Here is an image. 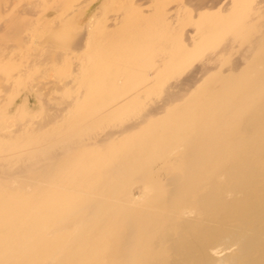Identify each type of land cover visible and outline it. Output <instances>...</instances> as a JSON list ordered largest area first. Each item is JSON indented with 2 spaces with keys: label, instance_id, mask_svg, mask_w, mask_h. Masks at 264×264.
<instances>
[{
  "label": "rangeland",
  "instance_id": "rangeland-1",
  "mask_svg": "<svg viewBox=\"0 0 264 264\" xmlns=\"http://www.w3.org/2000/svg\"><path fill=\"white\" fill-rule=\"evenodd\" d=\"M262 156L264 0H0V264H155L179 166L202 260L263 264Z\"/></svg>",
  "mask_w": 264,
  "mask_h": 264
},
{
  "label": "bare ground",
  "instance_id": "bare-ground-1",
  "mask_svg": "<svg viewBox=\"0 0 264 264\" xmlns=\"http://www.w3.org/2000/svg\"><path fill=\"white\" fill-rule=\"evenodd\" d=\"M11 29V30H9ZM9 29L7 32L10 33H17L20 31L21 26L19 23L14 24V26H9ZM9 33H6V35ZM5 35V34H4ZM8 36V35H7ZM14 37V36H13ZM91 131L92 127L87 126L84 131ZM83 132V131H82ZM237 135V134H234ZM233 134H228L227 138H229L228 142L231 140ZM83 133L77 134V135H71L70 140L71 142H78L80 139H82ZM235 138H238L235 136ZM137 154L134 153V156L136 157ZM128 156H133L130 151H124L123 154L120 156V161L125 159L126 157L129 158ZM118 159V160H119ZM117 160V161H118ZM133 164V162H132ZM210 168L213 170H217L220 166L217 164H210ZM192 168L189 167L188 169L182 170V167L179 166V175L180 178H185L187 177L188 180L185 182H181L178 180L177 182V193H176V202L173 204V211H174V216L175 218L178 219L177 223L175 224L176 226L171 229L172 234H171V239H170V244H167V240L163 238L162 235L158 236V248H155V255L153 257V262L155 264H203L205 263L203 259V249L208 248L210 245H205V242L203 243V240L208 239L209 244H214L215 240L218 241L222 239L224 236L222 235L221 231L217 228V230L214 231H209V236H205L204 232L206 229L204 227V224H199V223H187L188 221H184L183 219L181 220L180 214H182V206L181 202L177 201L179 198H182L184 195L192 194L191 195V202L189 204V208L191 209L188 210L192 212L193 210V205L195 208V204L197 203L198 207L195 210H199L200 208L206 210L211 214L212 216L217 213V211L220 209V205L218 203V197L219 195L217 194V189H209L208 192L206 193H201V194H194L190 193L192 192L191 190H194L195 187H197L198 184L193 183L194 181H197L199 183L207 182L209 178L211 179L210 176H207L206 174L203 173V170L193 172L191 170ZM258 173L257 176L261 174V171H264V156H262L258 162ZM186 170V171H185ZM223 172L218 171L214 179H221L223 176ZM91 175V174H90ZM256 175V174H255ZM92 178H89L88 174L86 175L85 179L91 182L93 179V176L91 175ZM193 183V184H192ZM199 201H196V200ZM187 211V212H188ZM186 212V213H187ZM189 213V212H188ZM200 213V212H199ZM195 215V214H194ZM197 215H202L201 213ZM197 217V216H195ZM194 218V217H193ZM198 218V217H197ZM200 218V216H199ZM198 218V221H199ZM204 217H202L201 220H203ZM206 218V217H205ZM187 220V219H186ZM184 222V223H183ZM201 222V221H199ZM203 223V222H202ZM163 227L165 226L166 228L168 227V223L165 221H162L161 224ZM159 235V234H158ZM169 245V246H167ZM203 247V249H202ZM247 255H240L239 257L237 256L236 259L233 260V264H238L243 262V264H253L250 262L247 258ZM247 260V261H246ZM231 260L228 261L227 263L224 262V264H230ZM264 262V261H263ZM207 264V263H205ZM219 264H222L219 262ZM264 264V263H263Z\"/></svg>",
  "mask_w": 264,
  "mask_h": 264
}]
</instances>
